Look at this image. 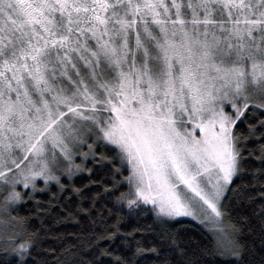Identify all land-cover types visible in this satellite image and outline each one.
<instances>
[{"label":"snow or ice","instance_id":"1","mask_svg":"<svg viewBox=\"0 0 264 264\" xmlns=\"http://www.w3.org/2000/svg\"><path fill=\"white\" fill-rule=\"evenodd\" d=\"M249 140L264 162V0H0V250L30 256L16 206L101 147L117 211L192 217L239 258L222 202Z\"/></svg>","mask_w":264,"mask_h":264},{"label":"trees","instance_id":"2","mask_svg":"<svg viewBox=\"0 0 264 264\" xmlns=\"http://www.w3.org/2000/svg\"><path fill=\"white\" fill-rule=\"evenodd\" d=\"M246 146L252 154L244 152L234 191L222 202L223 223L235 230L242 245L239 258L218 254L213 234L191 220L160 223L151 213L137 216L129 215L126 208L117 211L114 197H106L102 184L111 187L106 182L121 165L114 153L97 147V155L108 158L102 164L90 157L83 165L86 170L70 180L61 178L63 191L53 182L16 207L13 215L19 229L32 237L34 246L24 260L0 251V264H117L118 260L125 264H264V162L257 159L261 153L256 141L249 140ZM39 187L44 188L43 182ZM138 247L144 250L142 255Z\"/></svg>","mask_w":264,"mask_h":264},{"label":"rangeland","instance_id":"3","mask_svg":"<svg viewBox=\"0 0 264 264\" xmlns=\"http://www.w3.org/2000/svg\"><path fill=\"white\" fill-rule=\"evenodd\" d=\"M85 151H87V149H85ZM90 159V158H89ZM88 159V160H89ZM77 162L79 163L80 162V159L78 158L77 159ZM18 190H20V191H23V189L22 188H20L19 186H18ZM18 206V205H17ZM16 206V207H17ZM181 219H187V220H191V221H193V222H195V223H197V224H200V225H202V226H204L205 228H207L209 231H210V225H207V224H205V223H201L199 220H197V219H194V218H192V217H180V218H177L176 220H181ZM176 220H173V221H176ZM223 225H224V223H223ZM225 226V225H224ZM212 234H213V236H214V233L212 232V231H210ZM215 238V237H214ZM0 251H2V250H0Z\"/></svg>","mask_w":264,"mask_h":264}]
</instances>
